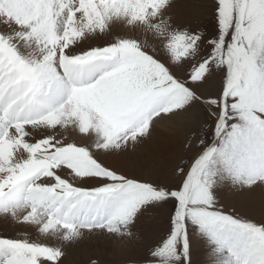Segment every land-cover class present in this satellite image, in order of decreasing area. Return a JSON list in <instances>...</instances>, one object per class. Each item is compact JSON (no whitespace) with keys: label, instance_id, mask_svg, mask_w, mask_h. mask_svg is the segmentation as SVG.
Listing matches in <instances>:
<instances>
[{"label":"snow or ice","instance_id":"6c2138e0","mask_svg":"<svg viewBox=\"0 0 264 264\" xmlns=\"http://www.w3.org/2000/svg\"><path fill=\"white\" fill-rule=\"evenodd\" d=\"M177 6L0 0V264H67L84 233L130 264H264V0Z\"/></svg>","mask_w":264,"mask_h":264},{"label":"rangeland","instance_id":"374dc122","mask_svg":"<svg viewBox=\"0 0 264 264\" xmlns=\"http://www.w3.org/2000/svg\"><path fill=\"white\" fill-rule=\"evenodd\" d=\"M176 14L185 20L199 21L201 25L208 23L207 13L202 7V0H178ZM172 144L174 142L168 144L170 149ZM166 151L163 149L162 152L166 155ZM163 163H165L163 158L152 161L153 166ZM222 196L226 203L236 200L235 195L227 189L223 191ZM246 201L250 208L249 215L259 219L261 206L264 204V193L248 194ZM5 220L11 221L9 217L0 218V233L17 235L18 231L16 229L1 227ZM154 227L153 223H148L144 226L146 231H152ZM55 242L58 245H63L64 243L59 235L56 237ZM66 250L68 253L67 264H87L90 256L100 257V264H105V261L107 264H130L131 260L139 259L141 256L139 247L132 241L123 244L120 240L113 238L112 242H108L102 237H97L96 234L90 235L88 233H84L79 241L74 242V246H70ZM199 255L206 258L202 249L199 250Z\"/></svg>","mask_w":264,"mask_h":264},{"label":"bare ground","instance_id":"6f19581e","mask_svg":"<svg viewBox=\"0 0 264 264\" xmlns=\"http://www.w3.org/2000/svg\"><path fill=\"white\" fill-rule=\"evenodd\" d=\"M164 135H168V133L167 132H165L164 133ZM175 146V142H174V144H172L171 145V147H174ZM167 149H170V146L169 145H167V147H166V149L165 150H167ZM162 151H163V149H162ZM152 163V162H151ZM11 219V218H10ZM12 223V220L10 221H8V220H5L4 222H3V224H2V226L1 227H3V228H6V229H16V227H18V226H16V225H13V224H11ZM17 230V229H16ZM15 231V230H14ZM18 231V230H17ZM17 233V232H16ZM58 237V236H57Z\"/></svg>","mask_w":264,"mask_h":264}]
</instances>
